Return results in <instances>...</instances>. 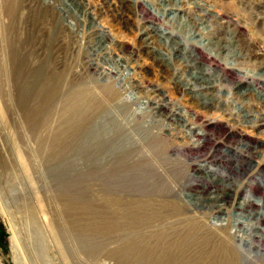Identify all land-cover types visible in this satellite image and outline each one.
<instances>
[{"label": "rangeland", "instance_id": "rangeland-1", "mask_svg": "<svg viewBox=\"0 0 264 264\" xmlns=\"http://www.w3.org/2000/svg\"><path fill=\"white\" fill-rule=\"evenodd\" d=\"M128 1L111 0L119 10L111 14L99 11L103 0H19L10 24L8 2L0 0V264H123L117 253L122 248L124 264H132L140 249L165 258L164 264H172V257L182 264H238V255L253 257L233 249L234 242L248 238L236 231L235 240L227 236L235 222L226 209H209L213 202L229 206L231 201L242 209L252 203L264 212V186L259 184L260 179L264 184V166L252 169L264 165L257 153L264 152V127L259 126L264 119V0ZM137 3L148 12L143 21L129 19ZM167 6L173 10L165 12ZM97 26L106 34L94 43L99 58L86 43V33ZM145 26L174 32V42L188 43L193 56L203 55L198 68H210L212 76L219 73V81L211 77L213 88L199 91L203 80L182 68L180 58L170 59L172 45L160 33L147 40ZM13 51L27 68L46 63L49 73L63 78L65 90L91 88L101 95L99 87L113 88L136 122L133 130L157 137L166 149L164 159L157 168H133L142 161L134 155L117 186L86 178L79 186L63 184L44 147L55 116L48 121L30 116L35 106L19 94L23 78L13 64ZM86 59L98 68L95 74L87 70ZM190 87L196 92L188 94ZM153 90L169 110L196 124L195 134L208 137L198 152L178 153L181 145L195 140L175 138L187 131L167 124L147 103ZM230 135L247 147L237 159L219 152L240 147ZM194 156L240 171L198 181L186 169ZM123 208L124 221L121 216L112 220V213ZM256 234L264 235V225ZM262 259L245 258L246 264H264Z\"/></svg>", "mask_w": 264, "mask_h": 264}, {"label": "bare ground", "instance_id": "bare-ground-1", "mask_svg": "<svg viewBox=\"0 0 264 264\" xmlns=\"http://www.w3.org/2000/svg\"><path fill=\"white\" fill-rule=\"evenodd\" d=\"M18 1L19 0H7V16L9 18L10 24L16 17V6L18 5ZM103 1L104 4L99 8L100 12L108 11L112 14L113 11H117L116 3L114 5L111 0ZM125 1L129 4L128 0ZM134 9L135 14L134 12L131 13L129 19H137L136 17H138L140 21L145 20L148 12L144 10V7L140 3H137ZM172 10L173 8L169 6L165 8V12H170ZM93 13L89 12V15L92 19L95 20V17L92 16ZM142 29L147 35V40L154 38L153 36H157L159 33L161 34L160 36L165 37L167 42L172 45V53H170V59L175 61L176 58H180L181 61L179 63L181 64L182 68L192 70L193 72L191 73L194 74V77L196 79L203 80L200 82L202 83V85L199 91L208 92L211 88H213V86L211 85L212 82H209V80H211V77L213 78L212 81L220 79L219 73L215 74L214 76H212V74H208L210 68H198L197 64L199 63V61H203L206 58L203 55H201L200 57L196 55L193 56L194 49L189 47L188 43L174 42V32L160 28L155 29L150 26L142 27ZM86 34V43L88 44V48L93 51L92 56H94L95 58H99L100 55L97 54V52L94 50V43L98 41V38L100 39L99 41L104 40V35L106 34L104 33L103 27L99 28L97 26L96 28H92ZM149 44L151 43H146L145 46L149 47ZM17 56L18 55L16 51H13V64L14 66L16 65V71L21 74L20 78H23L21 81V93L19 94H21L22 99L27 102V104L29 103V106H35L31 110H29L30 116H32L33 118L41 117L45 121H48L51 116H55L56 126L51 131H49L47 140L44 141V147L48 156V162L53 164V171L55 174H57V177L63 184L70 187L79 186L80 183L83 182V179L86 178L87 181L88 179H97L96 181L105 179L109 181V186H117V184H120L122 179L125 180L124 169L129 163L131 164L130 161H132L134 155L139 156V160L142 161H139L138 163L135 162V166L131 164L130 167L133 168L138 166H156L157 168L158 161L164 159L166 149L164 148V146H162V144L160 145L159 143H157V137L150 133L147 134V132H144L145 134H143L144 136H142L139 134L141 133V131L138 133L136 130H133L135 129L134 123L136 122L130 120L132 117H129L127 107L122 103V100L118 98V92L113 88L109 86H103L101 88L99 87L100 90L98 91L101 92V95L95 94V92L91 88H86L87 90H82L83 88H70L69 90H65L66 87H64L63 78L61 76L49 73V71L46 70V63L40 65L37 68L31 69L27 68L29 66L24 59L19 60ZM121 59L124 60L123 52H120V60ZM85 64L87 70L92 74H95V69L97 68L95 67L96 65L90 63L87 59L85 61ZM64 79L66 80V78ZM137 83L133 82V85L136 84L137 91L141 92L142 87ZM193 92H196L194 87L188 88V94ZM155 93V90H153L151 96H146L147 103L151 107H153L155 111L157 110L161 112V114H163V118L165 119V121H167V124L169 123L171 126L174 125L175 129L179 127L180 132H182L183 129L187 131L186 134H183L182 136L180 135L181 137L176 136L175 138L180 140V143L189 140L191 141V139L195 140V142L192 141L191 143L186 144L185 147H182L181 145L178 153L181 154L182 152H198L197 150H199L203 146L204 142L208 141V137L195 134L194 130L197 127L196 124H193V122L189 125L188 122L183 119V115L176 111L169 110L161 100L157 99V95H155ZM59 104H63V108L59 109ZM259 126L264 127V119ZM237 136L239 137L241 135ZM228 138L232 143H234V146L238 145L240 147H237L235 149L229 148L221 151L219 150L222 157H225L227 159H237L240 155L246 153V146H243L240 141L235 140L232 135H230ZM244 145H248V143ZM257 153L259 154L258 156L260 157V159L264 157V152ZM206 160L208 159L206 158L205 160H200V157L196 156L195 158H191L186 165V169L192 172L193 177H195V179L198 181H207L209 175L240 171V168L234 165H223L214 162V164H212L206 162ZM261 166L263 167L264 165H260L258 163V165L252 166V169H258ZM195 174H203V176H206V178L198 179V176H195ZM261 174L263 175H261V178L263 179L264 173ZM136 183H138V181ZM259 184L261 185V187L264 186L261 179L259 180ZM241 187H243V185ZM188 189L190 190L191 187L189 186ZM252 200L256 203V205H260L261 203V200L259 198H254V196L252 197ZM205 203L208 204L209 202L206 201ZM229 203L231 204L229 206H226L224 203L213 202L211 203V208L209 210L221 212L223 211V209H226V215L228 217L232 216L235 222L232 228H229V233L227 234V236L235 240L233 235H235L234 233L236 231L248 238L245 242H234L232 245L233 249L238 250L239 247H242V251H244L243 253H248L253 256H250L251 258L243 256L244 258L251 259L253 261L254 259L257 260L259 259V257L263 256V259L261 261H264V235L260 234V237L259 234H256L259 227H262V225H264V223L257 222V219H264V212L257 210L255 205H253L252 203L243 207V209L240 208L239 204L236 202L230 201ZM242 211L244 213H242ZM120 216L124 221V208L121 209L119 214L113 212L112 220H115ZM137 245L138 244H136V246ZM117 253L120 254V258L124 264V248L119 249ZM155 254L150 253L148 249H140L138 253L131 259L132 264H164L163 260L165 258L159 259L157 258V255L155 256ZM235 258L238 259L239 257ZM171 262L172 264H182L179 259L174 257H172Z\"/></svg>", "mask_w": 264, "mask_h": 264}, {"label": "water", "instance_id": "water-1", "mask_svg": "<svg viewBox=\"0 0 264 264\" xmlns=\"http://www.w3.org/2000/svg\"><path fill=\"white\" fill-rule=\"evenodd\" d=\"M238 264H246L247 263V261L245 260V258L243 257V256H241V255H238Z\"/></svg>", "mask_w": 264, "mask_h": 264}, {"label": "built area", "instance_id": "built-area-1", "mask_svg": "<svg viewBox=\"0 0 264 264\" xmlns=\"http://www.w3.org/2000/svg\"><path fill=\"white\" fill-rule=\"evenodd\" d=\"M238 250H240V252H244V251H242V247H239ZM238 250H237V251H238ZM255 260H256V259H255Z\"/></svg>", "mask_w": 264, "mask_h": 264}]
</instances>
